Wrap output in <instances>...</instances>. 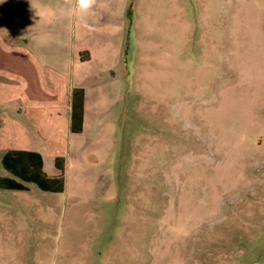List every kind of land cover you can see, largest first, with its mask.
<instances>
[{
    "label": "rangeland",
    "instance_id": "374dc122",
    "mask_svg": "<svg viewBox=\"0 0 264 264\" xmlns=\"http://www.w3.org/2000/svg\"><path fill=\"white\" fill-rule=\"evenodd\" d=\"M124 1L111 2L123 33L111 76L126 71L100 143L115 177L0 188V264H264V0ZM3 60L1 89L26 94L24 69L11 78ZM52 88L38 95L56 108ZM29 115L0 114V176L3 154L29 144Z\"/></svg>",
    "mask_w": 264,
    "mask_h": 264
},
{
    "label": "crops",
    "instance_id": "0c3cea01",
    "mask_svg": "<svg viewBox=\"0 0 264 264\" xmlns=\"http://www.w3.org/2000/svg\"><path fill=\"white\" fill-rule=\"evenodd\" d=\"M112 1L97 0L94 14L87 18L89 27L85 28L77 17L69 14L66 0H0V65L5 64L3 58L11 61L14 69L10 66V77L20 75L23 68L25 78L31 83L24 95L14 93L18 89L6 86L4 89L10 93L7 95L1 86L0 114L11 108H18L21 114H30L26 122H22L24 129L28 130L29 126L32 130L29 144L26 149L17 151L40 154L44 173L50 178H64V192L46 193H66L69 181L78 175L100 180L115 177V173L103 163L108 152L100 144L107 141L108 134L111 136L113 124L107 121V114L111 117L113 111V86L121 84L120 79L126 71L120 79L111 76L115 65L112 55L114 37H119L118 47L123 39L120 25L116 23L121 19L112 13ZM115 1L123 3V0ZM83 52L89 53V60L82 61ZM91 78L95 80L90 81ZM60 83L63 95L60 105L54 108L49 99L45 101L46 98L38 93L41 89L48 90L49 86L55 90ZM32 92L36 96H32ZM116 99L118 104L121 99ZM49 108L56 111H53L56 115L54 120L38 121L35 118V115L42 116L43 113L50 116ZM74 113L77 116L75 128H80V117L83 119L79 133L73 130ZM60 129L67 134L66 144L64 142L62 148L46 152L52 147L48 138ZM41 132L42 142L35 145L33 133L39 135ZM57 159H62L59 165L63 170L58 168ZM101 167H104L103 172H100ZM0 177H11L29 189L37 187L41 190L38 185L26 183L7 170Z\"/></svg>",
    "mask_w": 264,
    "mask_h": 264
},
{
    "label": "trees",
    "instance_id": "16d2710c",
    "mask_svg": "<svg viewBox=\"0 0 264 264\" xmlns=\"http://www.w3.org/2000/svg\"><path fill=\"white\" fill-rule=\"evenodd\" d=\"M82 61L90 59L89 53L81 54ZM77 116L74 113L73 130L74 132L82 131V116L80 117V128H75ZM62 159H57L58 168L63 170L59 165ZM4 168L16 178L26 183L36 184L45 192L62 193L64 192V178H50L43 171V158L38 153L10 150L6 152L2 158ZM0 188L10 191H29L30 189L23 183L18 182L11 177H0Z\"/></svg>",
    "mask_w": 264,
    "mask_h": 264
},
{
    "label": "clouds",
    "instance_id": "9594fccd",
    "mask_svg": "<svg viewBox=\"0 0 264 264\" xmlns=\"http://www.w3.org/2000/svg\"><path fill=\"white\" fill-rule=\"evenodd\" d=\"M66 3L69 5V14L77 17L82 26L88 28L87 18L94 14L97 0H66Z\"/></svg>",
    "mask_w": 264,
    "mask_h": 264
}]
</instances>
